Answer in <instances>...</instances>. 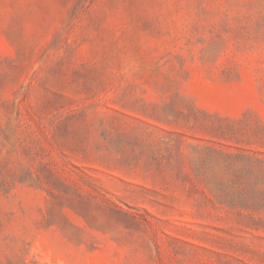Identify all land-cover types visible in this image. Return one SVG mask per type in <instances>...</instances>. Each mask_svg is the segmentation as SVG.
<instances>
[{
    "label": "rangeland",
    "instance_id": "1",
    "mask_svg": "<svg viewBox=\"0 0 264 264\" xmlns=\"http://www.w3.org/2000/svg\"><path fill=\"white\" fill-rule=\"evenodd\" d=\"M0 264H264V0H0Z\"/></svg>",
    "mask_w": 264,
    "mask_h": 264
}]
</instances>
